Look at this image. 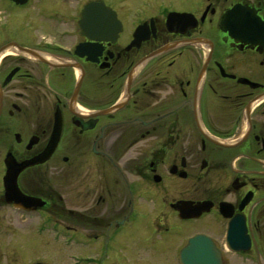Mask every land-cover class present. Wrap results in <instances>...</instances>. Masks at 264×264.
I'll return each instance as SVG.
<instances>
[{
	"label": "flooded vegetation",
	"instance_id": "1",
	"mask_svg": "<svg viewBox=\"0 0 264 264\" xmlns=\"http://www.w3.org/2000/svg\"><path fill=\"white\" fill-rule=\"evenodd\" d=\"M9 214L69 264H264V0H0Z\"/></svg>",
	"mask_w": 264,
	"mask_h": 264
},
{
	"label": "rangeland",
	"instance_id": "2",
	"mask_svg": "<svg viewBox=\"0 0 264 264\" xmlns=\"http://www.w3.org/2000/svg\"><path fill=\"white\" fill-rule=\"evenodd\" d=\"M73 206L81 210V208L78 207V205H76L75 203ZM30 220L26 223H23L20 220L10 216V214L7 215V217H4L3 220L5 221V223L0 226V240L12 239L13 241H16L22 237L25 239L34 238L43 240L44 245L45 243H47L49 246L47 245L46 247L37 248L38 250L34 252L30 251L27 255H24L22 257L21 253H19L18 241L14 243L9 242L6 247H1L3 250H0V252L5 251L4 253L7 256L5 264H30L32 262L30 261L32 258L35 260L39 258V261L42 260V262H49L51 264H69V261L65 259L66 257L63 256L65 254L64 250H66L65 247H63L62 244L54 241L57 239L53 237L51 231L45 229L43 231H40V227L45 222H41L38 225V223L40 222L38 218H31ZM2 232L3 236L1 235ZM82 249L85 248L80 244L79 246L72 247V251L76 253L81 252ZM169 263L170 262H168L167 264Z\"/></svg>",
	"mask_w": 264,
	"mask_h": 264
},
{
	"label": "water",
	"instance_id": "3",
	"mask_svg": "<svg viewBox=\"0 0 264 264\" xmlns=\"http://www.w3.org/2000/svg\"><path fill=\"white\" fill-rule=\"evenodd\" d=\"M86 13H87V15H90V14H92V13H95V8L90 7L89 9H87ZM105 13H106V12L104 11L103 14H105ZM103 24H104V27H105V29H106V27H109L112 23L104 22ZM22 168H23V166H22V167H19V170L22 169ZM12 187H13V185H12ZM15 187H17V186L15 185ZM8 190H10V183H9V189H8ZM13 199H15V197H13ZM40 205H41V204H40ZM193 242H194V240H192L190 246L193 244ZM38 264H42V263H38ZM186 264H191V263L188 262V263H186Z\"/></svg>",
	"mask_w": 264,
	"mask_h": 264
}]
</instances>
